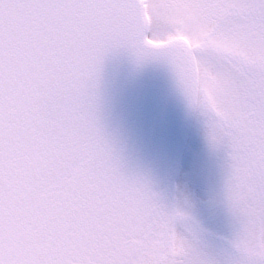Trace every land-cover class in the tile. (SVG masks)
Listing matches in <instances>:
<instances>
[{"label":"snow or ice","instance_id":"snow-or-ice-1","mask_svg":"<svg viewBox=\"0 0 264 264\" xmlns=\"http://www.w3.org/2000/svg\"><path fill=\"white\" fill-rule=\"evenodd\" d=\"M157 3L226 54L185 71L230 142L240 239L264 264V0ZM138 27L133 0H0V264H199L91 115L103 56Z\"/></svg>","mask_w":264,"mask_h":264},{"label":"water","instance_id":"water-1","mask_svg":"<svg viewBox=\"0 0 264 264\" xmlns=\"http://www.w3.org/2000/svg\"><path fill=\"white\" fill-rule=\"evenodd\" d=\"M133 3L139 27L103 56L90 111L121 173L145 185L159 205L189 135L196 88L185 70L194 67L182 49L142 43L139 2ZM127 245L134 250L142 239L129 235Z\"/></svg>","mask_w":264,"mask_h":264},{"label":"rangeland","instance_id":"rangeland-1","mask_svg":"<svg viewBox=\"0 0 264 264\" xmlns=\"http://www.w3.org/2000/svg\"><path fill=\"white\" fill-rule=\"evenodd\" d=\"M145 2L153 41L161 43L180 36L198 48L199 65L208 63L215 67L221 62L226 54L210 51L205 46V38L187 20L159 7L157 0ZM202 99L206 100L203 92ZM206 109L201 111V114L206 112L197 121L183 165L177 213L184 222L179 224L175 234L186 242L191 256L199 264H216V261L222 264L219 259L226 264H250L240 239L241 218L227 197L234 163H231L232 149L228 139L222 136L219 118L208 103ZM183 216L196 226L198 236L188 234V220Z\"/></svg>","mask_w":264,"mask_h":264},{"label":"bare ground","instance_id":"bare-ground-1","mask_svg":"<svg viewBox=\"0 0 264 264\" xmlns=\"http://www.w3.org/2000/svg\"><path fill=\"white\" fill-rule=\"evenodd\" d=\"M200 115V109H199V105H198V109L196 111V118H195V122L198 120V117ZM195 125V123H194ZM194 131V126L192 129V132ZM191 138L189 140V143L187 145V148L185 149L184 155L180 161V163L178 164V167L175 171V174L173 175V178L168 186V188L166 189L165 195H164V199L163 202L161 204V208L172 217V224L171 227L173 229V231H175V224H176V217H175V206L177 205V192L179 189V183L181 181V172H182V166H183V162L185 159V156L187 154L188 151V147L190 144Z\"/></svg>","mask_w":264,"mask_h":264}]
</instances>
